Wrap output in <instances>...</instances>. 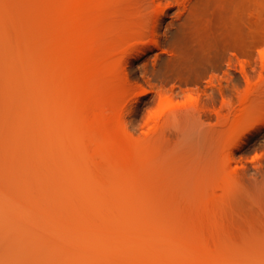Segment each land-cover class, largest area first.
I'll use <instances>...</instances> for the list:
<instances>
[{
	"label": "rangeland",
	"instance_id": "374dc122",
	"mask_svg": "<svg viewBox=\"0 0 264 264\" xmlns=\"http://www.w3.org/2000/svg\"><path fill=\"white\" fill-rule=\"evenodd\" d=\"M183 1L0 0V264H264V0Z\"/></svg>",
	"mask_w": 264,
	"mask_h": 264
},
{
	"label": "bare ground",
	"instance_id": "6f19581e",
	"mask_svg": "<svg viewBox=\"0 0 264 264\" xmlns=\"http://www.w3.org/2000/svg\"><path fill=\"white\" fill-rule=\"evenodd\" d=\"M143 5H146V6H148V7H152V6H156V8L158 9V14H157V16H160V15H162V13H164V11H165V7H164V4L166 3L167 5H169V6H171V5H174V4H176V5H178V6H183L184 7V10H188V7H187V5L185 4V1H183V0H164V2H163V0H143ZM210 5H212V7H214V9L216 10V8H218V2H217V0H212V1H209V2H207V3H205V4H202V8H207L208 6H210ZM155 23H156V25L154 26V28H155V31H157L156 29H157V25H158V23H159V18H157L156 19V21H155ZM212 25H213V28L214 29H216V30H220L221 31V34L223 35V34H225L227 31L226 30H228V26L226 25V22H224L223 21V19L221 20V17H220V14H219V12L216 10L215 12H214V22H212ZM224 27H225V29L226 30H224ZM248 29H249V26H247L246 28H244V35H243V37H242V40H241V43H239V46L240 47H248V46H251V43H249V37H248V34H249V32H248ZM154 42L157 44L158 43V40L155 38L154 39ZM205 63H208V62H210V60L209 59H207V58H205L204 60H203ZM123 63H124V61H123ZM123 63L122 64H120L121 65V67L123 66ZM261 63H262V67L264 68V58L262 59V61H261ZM125 64V63H124ZM119 68L121 71H122V69L123 70H125V65H124V68L122 67V68ZM228 67L229 68H231L232 67V60L230 59L229 60V62H228ZM241 73L243 74V76H244V78L246 79V80H248L249 79V77H248V73H247V71H246V67H245V65H242V70H241ZM210 83H212V82H210ZM148 90L147 89H142L141 90V93H146ZM165 98H162V100H161V102H165ZM162 103V104H163ZM222 107H223V104H222ZM259 110H261V111H263L264 112V105H261V107H259L258 108ZM264 121V120H263ZM262 121V122H263ZM262 124H264V122L262 123ZM242 140H243V138L240 136V137H238V139H237V141H236V146H239L240 144H241V142H242ZM138 233L139 232H137V235H138ZM144 235L146 234L147 235V233H143ZM134 235H136V232L134 233ZM134 235H133V238H132V241L134 242V239L136 240L137 238H139V236H142V233H140V235H136L137 237H134ZM144 235H143V237H144ZM148 235H150V234H148ZM155 235V234H154ZM154 235H153V237H152V235H150V236H147L146 237V239L149 237L150 239L149 240H152L153 238L154 239H156V236L154 237ZM160 235H158L157 236V238L159 237ZM141 238V237H140ZM140 238L139 239H137V241L136 242H140V241H138V240H140ZM145 238V237H144ZM144 238H141V239H143L142 240V242H144ZM152 238V239H151ZM168 238V237H167ZM148 240V239H147ZM146 241V240H145ZM131 242V241H130ZM133 242H131V243H133ZM112 244V243H111ZM119 251H122V250H119ZM119 251H117L118 252V255H120L119 253H121V252H119ZM127 251H129L130 252V250H127ZM126 250H124V252H125V254H126V252H127ZM123 252V251H122ZM131 252H133V251H131ZM144 252H146V251H144ZM128 253V252H127ZM134 253V252H133ZM148 253V255H152V253L150 252V254H149V252H146V254ZM124 255V254H123ZM128 255V257L130 256V257H132L133 255H132V253H131V255H129V253L127 254ZM121 256V255H120ZM134 256H136V255H134ZM133 256V257H134ZM138 257H139V255H137ZM140 256L141 257H143V256H145V254H143V256L140 254ZM126 258L127 256H123V258ZM141 257H140V259H141ZM144 259V258H143ZM147 259V255H146V257H145V259L144 260H146ZM151 259V258H150ZM149 259V260H150ZM131 261H135V258L134 259H130ZM137 260V259H136ZM143 260V261H144ZM148 260V261H149ZM122 261H124V263H122V264H125V262H129V258H127L126 259V261L125 260H122V259H120V262H122ZM130 261V263H132L133 264V262H131ZM148 261H146V262H148ZM152 261V260H151ZM137 262V261H136ZM140 262V261H139ZM140 263H142V261L140 262ZM144 263V262H143ZM150 263V262H149ZM135 264V263H134ZM136 264H139V263H136ZM146 264V263H145Z\"/></svg>",
	"mask_w": 264,
	"mask_h": 264
}]
</instances>
